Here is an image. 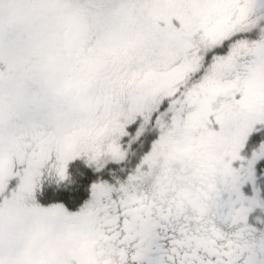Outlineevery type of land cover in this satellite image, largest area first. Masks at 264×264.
Here are the masks:
<instances>
[{"label":"snow or ice","instance_id":"1","mask_svg":"<svg viewBox=\"0 0 264 264\" xmlns=\"http://www.w3.org/2000/svg\"><path fill=\"white\" fill-rule=\"evenodd\" d=\"M257 208L264 0H0V264H264Z\"/></svg>","mask_w":264,"mask_h":264},{"label":"flooded vegetation","instance_id":"2","mask_svg":"<svg viewBox=\"0 0 264 264\" xmlns=\"http://www.w3.org/2000/svg\"><path fill=\"white\" fill-rule=\"evenodd\" d=\"M73 185L68 182H63L59 187L55 185V183H45V194L47 197V202H58V201H66L68 203H72L71 198H62L57 197L58 194L67 193L69 187ZM83 195H79L77 197H81ZM261 221H264V210L257 208L255 209L249 216V222L254 224L257 227H264V224H261Z\"/></svg>","mask_w":264,"mask_h":264},{"label":"trees","instance_id":"3","mask_svg":"<svg viewBox=\"0 0 264 264\" xmlns=\"http://www.w3.org/2000/svg\"><path fill=\"white\" fill-rule=\"evenodd\" d=\"M73 195L79 196V195H84V192L81 190L79 192H74V188L69 187L67 190V193H62V194H58L57 197H62V198H72Z\"/></svg>","mask_w":264,"mask_h":264}]
</instances>
